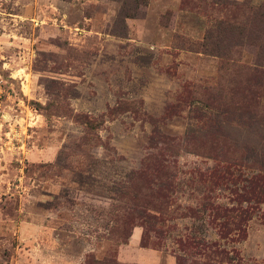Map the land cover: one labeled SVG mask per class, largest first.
I'll return each mask as SVG.
<instances>
[{"label": "rangeland", "instance_id": "1", "mask_svg": "<svg viewBox=\"0 0 264 264\" xmlns=\"http://www.w3.org/2000/svg\"><path fill=\"white\" fill-rule=\"evenodd\" d=\"M262 15L264 0H0V264L200 261L186 237L264 264V202L240 243L202 208L264 176ZM163 141L165 231L124 243L131 178Z\"/></svg>", "mask_w": 264, "mask_h": 264}, {"label": "trees", "instance_id": "2", "mask_svg": "<svg viewBox=\"0 0 264 264\" xmlns=\"http://www.w3.org/2000/svg\"><path fill=\"white\" fill-rule=\"evenodd\" d=\"M141 4H145V0H136ZM264 18L262 15L260 19ZM241 110V109H240ZM252 115V113H248ZM162 145L158 148L155 145L157 152L149 155L142 163L140 170L135 172L131 178V183L137 186L135 192L131 187L130 202L131 208L126 211V221L129 223V229L126 234L125 240L131 236V230L135 226L143 228V235L141 236L142 248H158V244L153 241L150 242V234L160 236L166 221L163 214L166 212L169 202V189L171 188L172 181L170 172V162L164 157L167 141H163ZM225 165L232 164L236 167L241 165L234 161H223ZM215 175V173H213ZM212 175V178L214 177ZM245 185L242 186L240 193H236L234 207L227 206H214L210 204L207 198L203 199L202 208L205 211H210L211 219L217 226L219 238L222 240L240 243L246 238V224L249 220V215L255 207H258L264 202V176L254 175L245 180ZM243 205H246L244 208ZM131 222V227L130 226ZM136 224V225H135ZM169 229V228H168ZM167 229V230H168ZM195 239L186 237L181 239L179 244L181 248L187 249L195 246L199 250L200 261H192L191 264H225L231 258L229 251L224 248L218 247L217 244H209L206 241L195 243ZM200 247V248H199ZM207 252V253H206ZM236 252V251H234ZM177 264H186L184 258H176ZM103 264H117L113 259H107Z\"/></svg>", "mask_w": 264, "mask_h": 264}]
</instances>
